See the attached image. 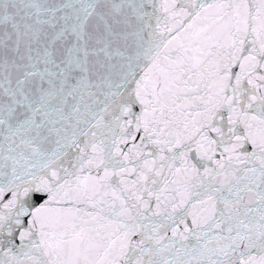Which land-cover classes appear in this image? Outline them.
<instances>
[{
  "label": "snow or ice",
  "instance_id": "obj_1",
  "mask_svg": "<svg viewBox=\"0 0 264 264\" xmlns=\"http://www.w3.org/2000/svg\"><path fill=\"white\" fill-rule=\"evenodd\" d=\"M0 264H264V0H0Z\"/></svg>",
  "mask_w": 264,
  "mask_h": 264
}]
</instances>
